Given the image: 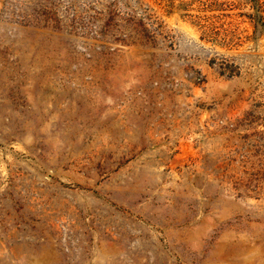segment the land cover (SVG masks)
<instances>
[{"label":"rangeland","instance_id":"1","mask_svg":"<svg viewBox=\"0 0 264 264\" xmlns=\"http://www.w3.org/2000/svg\"><path fill=\"white\" fill-rule=\"evenodd\" d=\"M0 264H264V0H0Z\"/></svg>","mask_w":264,"mask_h":264}]
</instances>
